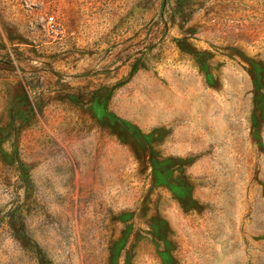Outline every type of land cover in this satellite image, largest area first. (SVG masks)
Wrapping results in <instances>:
<instances>
[{"label": "rangeland", "instance_id": "374dc122", "mask_svg": "<svg viewBox=\"0 0 264 264\" xmlns=\"http://www.w3.org/2000/svg\"><path fill=\"white\" fill-rule=\"evenodd\" d=\"M0 264H264V0H0Z\"/></svg>", "mask_w": 264, "mask_h": 264}, {"label": "built area", "instance_id": "2783aa9c", "mask_svg": "<svg viewBox=\"0 0 264 264\" xmlns=\"http://www.w3.org/2000/svg\"><path fill=\"white\" fill-rule=\"evenodd\" d=\"M53 21H54V16H49L48 17V23L53 24Z\"/></svg>", "mask_w": 264, "mask_h": 264}]
</instances>
